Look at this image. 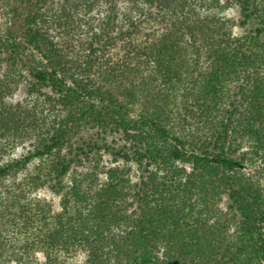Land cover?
Wrapping results in <instances>:
<instances>
[{"label":"trees","instance_id":"obj_1","mask_svg":"<svg viewBox=\"0 0 264 264\" xmlns=\"http://www.w3.org/2000/svg\"><path fill=\"white\" fill-rule=\"evenodd\" d=\"M1 61L0 264H264V0H0Z\"/></svg>","mask_w":264,"mask_h":264},{"label":"rangeland","instance_id":"obj_2","mask_svg":"<svg viewBox=\"0 0 264 264\" xmlns=\"http://www.w3.org/2000/svg\"><path fill=\"white\" fill-rule=\"evenodd\" d=\"M226 15L231 17L234 21L238 20L239 17V11L238 9L232 7V8H228L225 11ZM243 31V28H240L239 26H234L233 28V32L235 34H239ZM6 69V63L1 61L0 62V74L5 72ZM27 82L26 79L23 77L21 78V80L18 83V87L15 90L14 94H13V99L15 100H20L22 98H24L25 94V88H26ZM91 133H88V135H90ZM84 135H87L84 133ZM29 142H23L21 144H18L10 153L5 154L3 156L2 161H8L10 158L12 157H17L19 158L25 151L27 148H29ZM101 160L100 165L104 166V167H109L110 165H114L115 163H111L112 161V156H110L109 154L101 151ZM122 162H117V164H121ZM29 171L32 170V166H29ZM251 175H255L254 171H250ZM24 173L18 174V180H22ZM138 175V174H137ZM103 176V175H102ZM132 178L134 181H137V176L132 174ZM31 199L34 200H46L47 202H49L52 211H58L59 208V204H58V197L56 195H54L53 193H51L50 190L48 189H38L37 191L31 192L30 196ZM226 196L223 195L220 197V200L217 202V206L223 211V213L226 212ZM36 256L38 258V260L40 261V263L44 262V257L41 253H36ZM62 259V258H61ZM84 261V254L81 252H74L72 253L70 256H64V264H82V262ZM7 264H14V263H9L7 262Z\"/></svg>","mask_w":264,"mask_h":264}]
</instances>
